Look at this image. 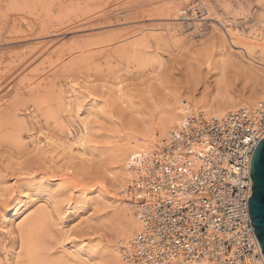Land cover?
<instances>
[{"label":"rangeland","instance_id":"374dc122","mask_svg":"<svg viewBox=\"0 0 264 264\" xmlns=\"http://www.w3.org/2000/svg\"><path fill=\"white\" fill-rule=\"evenodd\" d=\"M198 3L209 9L200 23L202 30L199 22L187 27L190 18L184 16ZM218 29L234 50L238 47L227 29L235 41L264 44V3L0 0V215L19 185L52 179L66 193L55 201L59 213L48 226L50 257L83 264L67 254L71 239H65L61 227L73 239L105 251L112 237L105 221L112 212L91 203L70 213L65 199L77 201L81 189L91 192L90 199L103 191L111 195L104 171L109 150L124 132L155 118L173 96L203 94L206 80L212 88L221 70L231 79L233 91L247 90L238 77L242 69L238 59L223 62L229 54L223 51ZM260 48H255L257 55ZM144 60L151 61L145 65ZM71 86L79 91L77 99ZM92 105L98 109L95 114ZM80 120L90 129L85 157L45 144L41 133L67 140L66 129L79 131ZM31 203L23 219L46 202L35 197ZM4 246L14 248L7 257ZM17 261L28 262L16 234L0 228V264ZM88 264L109 261L101 258Z\"/></svg>","mask_w":264,"mask_h":264},{"label":"built area","instance_id":"2783aa9c","mask_svg":"<svg viewBox=\"0 0 264 264\" xmlns=\"http://www.w3.org/2000/svg\"><path fill=\"white\" fill-rule=\"evenodd\" d=\"M184 16L196 26L209 9L198 3ZM263 137L260 100L219 117L191 114L158 150L133 156L126 196L143 229L119 243L126 263L264 264L248 209L250 157Z\"/></svg>","mask_w":264,"mask_h":264},{"label":"bare ground","instance_id":"6f19581e","mask_svg":"<svg viewBox=\"0 0 264 264\" xmlns=\"http://www.w3.org/2000/svg\"><path fill=\"white\" fill-rule=\"evenodd\" d=\"M179 11L183 13V7H179ZM226 11L228 12V10ZM260 21H263V19ZM218 31L225 47L223 51L229 54V56L223 58V62L238 59V63L242 66L238 77L241 78L243 83L247 84V90L245 92L233 91L229 84L231 79L228 77L229 82L224 70H221L215 76L212 88L207 85L210 82L206 80L207 89L203 94L199 96L175 95L164 105L155 118L143 122L139 129H130L123 133L109 150L107 164L104 166L113 193L110 195L105 194L103 191L99 193L97 198L90 199L91 192L81 189L78 190L80 194L77 201H73L71 197L65 199L66 210H69L70 213L82 211L86 204L91 203L93 205L98 203L100 209L108 208L112 212V217L105 221V223H109V230L112 234V237H109L105 251L84 245L83 241L73 239L72 235L68 234V230L61 227L63 234L66 235L65 239H71L68 240L69 242L67 241V243H70L67 251L64 249L66 242L63 244V252H68L67 254L72 256L76 262L88 264L92 260L107 258L109 264H127L119 250V243L136 238L143 229V223L138 216L135 205L130 197L126 196L127 185L136 176L133 167H130L133 156L150 155L158 150L159 146L169 139L170 133L175 131L182 121L191 114L201 113L206 118L219 117L241 107L253 106L260 100L264 101V44L247 45L244 42L235 41L233 31L227 29L226 33L230 41L238 47V50H234L228 43L226 34L220 29ZM181 35H184L183 32H181ZM257 46L261 47L258 55L255 50ZM150 61L144 60L143 64L147 65ZM119 90L121 89L119 88ZM70 91L77 99L78 96L76 97V95L79 91L72 86ZM89 108L94 114L95 110H98L95 105ZM76 110L78 111L79 107ZM77 114L79 115V113ZM78 122L81 123L79 131H74L71 128L66 129L67 140H61L45 133V144L68 150L71 153L75 152L78 156L88 154L90 129L83 120ZM52 183V179L46 178L38 182L30 181L19 185L13 191L10 202L0 215V228L8 231L9 235L16 234L23 254L27 257L28 262L26 264H66L64 258L54 259V257H50L51 251L47 239L48 226L53 215L59 213L58 207L54 205L55 201L66 193L63 186ZM41 188H45L46 191L44 192ZM35 197H40L46 203L38 207L29 217L23 219L32 207L31 202ZM13 249L4 246V255L7 257L8 253L12 254ZM15 264H23V261H17Z\"/></svg>","mask_w":264,"mask_h":264},{"label":"water","instance_id":"95a60500","mask_svg":"<svg viewBox=\"0 0 264 264\" xmlns=\"http://www.w3.org/2000/svg\"><path fill=\"white\" fill-rule=\"evenodd\" d=\"M251 196L248 209L253 230L264 254V137L256 144L250 157Z\"/></svg>","mask_w":264,"mask_h":264},{"label":"snow or ice","instance_id":"6c2138e0","mask_svg":"<svg viewBox=\"0 0 264 264\" xmlns=\"http://www.w3.org/2000/svg\"><path fill=\"white\" fill-rule=\"evenodd\" d=\"M262 3H264V0H261ZM41 135H44L43 133H41Z\"/></svg>","mask_w":264,"mask_h":264}]
</instances>
